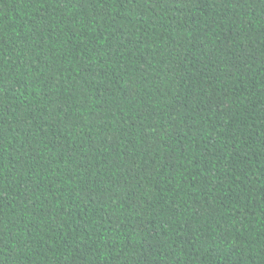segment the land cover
Masks as SVG:
<instances>
[{
  "label": "trees",
  "instance_id": "1",
  "mask_svg": "<svg viewBox=\"0 0 264 264\" xmlns=\"http://www.w3.org/2000/svg\"><path fill=\"white\" fill-rule=\"evenodd\" d=\"M0 264H264V0H0Z\"/></svg>",
  "mask_w": 264,
  "mask_h": 264
}]
</instances>
